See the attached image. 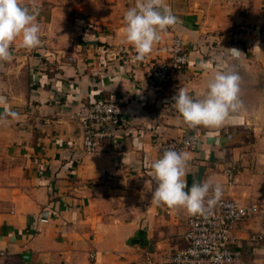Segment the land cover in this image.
<instances>
[{
    "label": "crops",
    "instance_id": "crops-1",
    "mask_svg": "<svg viewBox=\"0 0 264 264\" xmlns=\"http://www.w3.org/2000/svg\"><path fill=\"white\" fill-rule=\"evenodd\" d=\"M21 2L38 10L41 45L17 40L11 61L0 62V116L9 114L0 122V264H138L147 256L168 264L187 245L188 213L152 202L148 164L161 156L160 141L189 134L200 142L184 152L188 186L211 177L220 199L258 205L229 247L264 264V0H165L177 23L142 60L124 43L123 17L136 0ZM176 35L190 62L153 87L151 68L169 57ZM224 69L239 75L243 107L218 128H190L172 97L185 89L198 98ZM101 98L119 102L125 121L89 154L72 115Z\"/></svg>",
    "mask_w": 264,
    "mask_h": 264
},
{
    "label": "clouds",
    "instance_id": "clouds-1",
    "mask_svg": "<svg viewBox=\"0 0 264 264\" xmlns=\"http://www.w3.org/2000/svg\"><path fill=\"white\" fill-rule=\"evenodd\" d=\"M38 10L25 6L21 0H0V62L11 61V46L19 40L20 47L35 49L41 45ZM124 43L136 50V60H142L155 44L161 33L177 23V17L165 0H136L124 14ZM234 57L241 52L227 49ZM240 77L234 70H217L209 78L206 89L194 98L185 89H178L172 97V107L190 128L203 126L218 128L243 107L240 98ZM6 102L0 96V104ZM9 115L0 116V122ZM11 115H18L11 113ZM149 176L154 183L151 200L169 208H184L188 214H203L222 196V187L211 177L202 182L186 180L188 158L183 151L168 149L148 164Z\"/></svg>",
    "mask_w": 264,
    "mask_h": 264
},
{
    "label": "built area",
    "instance_id": "built-area-1",
    "mask_svg": "<svg viewBox=\"0 0 264 264\" xmlns=\"http://www.w3.org/2000/svg\"><path fill=\"white\" fill-rule=\"evenodd\" d=\"M190 56L180 35L173 38L169 57L153 64L149 81L151 86L159 87L169 82L173 76L182 72L189 64ZM83 128V148L87 153H96L105 139L115 136L116 131L124 123V110L121 104L111 99L95 100L84 111L72 115ZM200 137L189 134L184 138H173L160 141L158 150L162 155L165 150H195L199 147ZM226 175L230 183L236 182L232 167H226ZM235 198H224L216 201L203 214L187 216L188 229L185 234L187 245L176 251L168 264H254L244 259L241 252L229 247L234 229L238 222L246 219L253 208ZM264 211V204L262 205ZM46 221V220H44ZM262 235H254L253 240L262 239ZM138 264H165L147 256Z\"/></svg>",
    "mask_w": 264,
    "mask_h": 264
}]
</instances>
